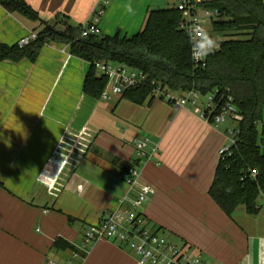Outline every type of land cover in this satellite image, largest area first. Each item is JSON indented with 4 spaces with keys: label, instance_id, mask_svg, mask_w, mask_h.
Returning <instances> with one entry per match:
<instances>
[{
    "label": "crops",
    "instance_id": "obj_1",
    "mask_svg": "<svg viewBox=\"0 0 264 264\" xmlns=\"http://www.w3.org/2000/svg\"><path fill=\"white\" fill-rule=\"evenodd\" d=\"M25 1L41 19L61 26H84L109 1L101 35L126 37L163 5ZM38 29L0 5V44L18 45ZM69 49L47 43L35 61L0 63V264H61L74 252L72 264H138L113 241L89 244L86 253L78 249L86 227L124 198L128 206L137 197L140 187L130 189L119 177L131 168L141 171L140 185L154 189L140 209L148 226L201 254L205 264H264V203L257 215L239 207L229 218L208 195L224 131L159 99L139 105L122 96L85 95L89 64ZM139 142L146 145L140 156Z\"/></svg>",
    "mask_w": 264,
    "mask_h": 264
},
{
    "label": "trees",
    "instance_id": "obj_2",
    "mask_svg": "<svg viewBox=\"0 0 264 264\" xmlns=\"http://www.w3.org/2000/svg\"><path fill=\"white\" fill-rule=\"evenodd\" d=\"M0 5L39 24L38 38L31 45L20 48L17 44H0V63L25 58L35 61L44 44H66L73 56L89 64L83 90L93 99L101 98L107 83L104 77H96L94 63L100 61L142 70L179 93L192 89L202 95L228 92L243 121L238 125L232 153L219 160L208 195L229 218L239 207H244L250 216L259 213V200L264 197L263 0L205 1L204 8L219 13L211 31L224 37L205 67L192 63L189 37L179 30L181 14L174 7L150 10L142 30L131 37L120 32L114 36L82 37V25L50 24L25 0H0ZM121 96L139 105L150 99L146 87L127 90ZM251 171L257 172L256 177L251 176Z\"/></svg>",
    "mask_w": 264,
    "mask_h": 264
},
{
    "label": "built area",
    "instance_id": "obj_3",
    "mask_svg": "<svg viewBox=\"0 0 264 264\" xmlns=\"http://www.w3.org/2000/svg\"><path fill=\"white\" fill-rule=\"evenodd\" d=\"M175 1L174 8L181 14V22L178 28L186 35V30L192 27L194 23L200 24L208 32L206 23L212 27V23L219 19L217 11L203 7L206 0ZM108 5V1H102L99 8L95 9L91 18L83 26L82 37L101 35L100 23L104 15L103 7ZM37 38V33L31 32L19 40L18 46L20 48L27 47ZM217 51L209 54L203 60L194 61L191 50L192 63L196 67H205L208 57ZM94 66L96 77H104L107 80L106 87L101 94L103 100H109L113 96H121L127 90L146 87L149 89L150 99L165 101L175 108H188L215 129L231 123L233 126L229 125L224 129L226 144L219 149V157L224 159L232 153V147L236 145L239 134L238 125L243 121V117L234 105L233 97L228 92L216 93L213 91L207 95H202L192 89L179 93L161 82L151 79L144 71L123 63L100 61L95 62ZM145 146V142L138 143L139 156L140 151ZM256 175V171H251L252 177H256ZM119 177L130 189L140 187L137 197L131 200L132 208L125 206L127 199L124 198L118 208L105 212L98 223L86 228L78 249L86 253L89 244L99 241H113L130 250L136 256L138 264H205L201 254H192L187 246L175 245L157 231L152 233L148 229L147 221L140 213V209L146 200V196L153 193L152 191L145 192V188H153L148 183L140 185L142 182L141 171L137 168H131L123 171ZM77 257L78 253L74 252L70 259L61 264H72ZM50 264L59 263L50 261Z\"/></svg>",
    "mask_w": 264,
    "mask_h": 264
},
{
    "label": "clouds",
    "instance_id": "obj_4",
    "mask_svg": "<svg viewBox=\"0 0 264 264\" xmlns=\"http://www.w3.org/2000/svg\"><path fill=\"white\" fill-rule=\"evenodd\" d=\"M131 9H129L130 11ZM189 37V43L192 50V59L194 61L203 60L209 54L220 48V37H212L207 30L198 23H194L192 27L186 30ZM154 189L145 188V192Z\"/></svg>",
    "mask_w": 264,
    "mask_h": 264
},
{
    "label": "rangeland",
    "instance_id": "obj_5",
    "mask_svg": "<svg viewBox=\"0 0 264 264\" xmlns=\"http://www.w3.org/2000/svg\"><path fill=\"white\" fill-rule=\"evenodd\" d=\"M161 1H162L161 4H163V5H160V7H158L157 9H159V8H161V9L170 8V7H173V5H174V1H173V2L170 1V0H161ZM206 27H207V29H208V33H209V35H211L212 37H220V41H222V39H224V37H223L221 34H215V33L211 32V26H210L209 23H206ZM263 120H264V113H263ZM229 125H230V126H233L231 123H227V124H225V125H222V126L220 127V129H222V130L224 131L225 127H226V126H229ZM147 200H148V195L146 196V201L143 203V204H144L143 206L146 205ZM262 200H263V198H261V199L259 200V204H260V206H261V204L264 203ZM128 208H132V207H131V204H128ZM113 210H114V209H113ZM132 211H133V210H132ZM147 225H148V224H147ZM152 226H153V225H152ZM152 226H148V229L151 230L152 233H155L157 230H156L155 227H152ZM86 228H87V227H86ZM157 232H158L160 235L164 236L165 238L170 239V237H169L167 234H165L164 232H161V231H157ZM171 242L174 243L175 245H178V243L175 242V241H173V240H171ZM192 254H194V253H192Z\"/></svg>",
    "mask_w": 264,
    "mask_h": 264
},
{
    "label": "bare ground",
    "instance_id": "obj_6",
    "mask_svg": "<svg viewBox=\"0 0 264 264\" xmlns=\"http://www.w3.org/2000/svg\"><path fill=\"white\" fill-rule=\"evenodd\" d=\"M108 2H109V1H108ZM175 3H176V1L174 0V6H173V7H175ZM32 32H34V31H32ZM211 32H212V31H211ZM35 33H36V32H35ZM29 34H30V33H29ZM99 36H100V35H99ZM223 146H224V145H223ZM223 146H222V147H223ZM222 147H221V148H222ZM221 148H220V149H221Z\"/></svg>",
    "mask_w": 264,
    "mask_h": 264
}]
</instances>
